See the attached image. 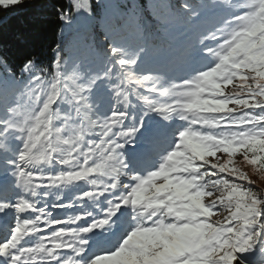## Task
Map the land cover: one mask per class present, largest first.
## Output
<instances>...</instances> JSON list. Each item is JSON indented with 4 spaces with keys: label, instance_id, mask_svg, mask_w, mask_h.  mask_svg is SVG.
I'll return each instance as SVG.
<instances>
[{
    "label": "snow or ice",
    "instance_id": "6c2138e0",
    "mask_svg": "<svg viewBox=\"0 0 264 264\" xmlns=\"http://www.w3.org/2000/svg\"><path fill=\"white\" fill-rule=\"evenodd\" d=\"M0 264H264V0H0Z\"/></svg>",
    "mask_w": 264,
    "mask_h": 264
},
{
    "label": "trees",
    "instance_id": "16d2710c",
    "mask_svg": "<svg viewBox=\"0 0 264 264\" xmlns=\"http://www.w3.org/2000/svg\"><path fill=\"white\" fill-rule=\"evenodd\" d=\"M46 29L54 30V25L49 24L46 18L35 17L31 10L20 9L9 13L8 23L0 29V43L22 48L32 34Z\"/></svg>",
    "mask_w": 264,
    "mask_h": 264
},
{
    "label": "rangeland",
    "instance_id": "374dc122",
    "mask_svg": "<svg viewBox=\"0 0 264 264\" xmlns=\"http://www.w3.org/2000/svg\"><path fill=\"white\" fill-rule=\"evenodd\" d=\"M252 179L255 181L256 184L264 187V177L262 174L257 173L255 175H253Z\"/></svg>",
    "mask_w": 264,
    "mask_h": 264
}]
</instances>
